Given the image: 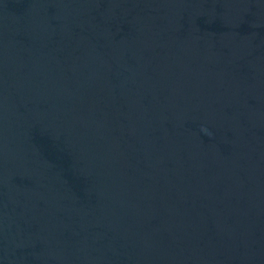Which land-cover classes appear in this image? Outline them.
Listing matches in <instances>:
<instances>
[{
    "label": "water",
    "instance_id": "obj_1",
    "mask_svg": "<svg viewBox=\"0 0 264 264\" xmlns=\"http://www.w3.org/2000/svg\"><path fill=\"white\" fill-rule=\"evenodd\" d=\"M0 264H264V0H0Z\"/></svg>",
    "mask_w": 264,
    "mask_h": 264
}]
</instances>
